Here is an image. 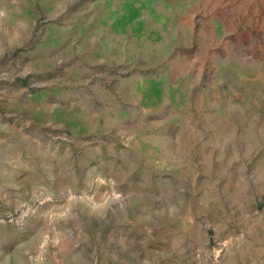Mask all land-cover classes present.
<instances>
[{"label":"rangeland","instance_id":"374dc122","mask_svg":"<svg viewBox=\"0 0 264 264\" xmlns=\"http://www.w3.org/2000/svg\"><path fill=\"white\" fill-rule=\"evenodd\" d=\"M0 264H264V0H0Z\"/></svg>","mask_w":264,"mask_h":264}]
</instances>
